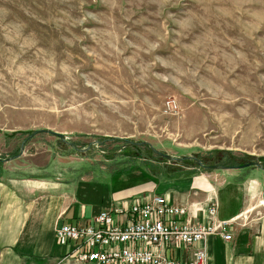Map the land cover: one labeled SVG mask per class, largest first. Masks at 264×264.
Listing matches in <instances>:
<instances>
[{
  "label": "rangeland",
  "instance_id": "rangeland-1",
  "mask_svg": "<svg viewBox=\"0 0 264 264\" xmlns=\"http://www.w3.org/2000/svg\"><path fill=\"white\" fill-rule=\"evenodd\" d=\"M156 151L264 167V0H0V167L83 209L211 169Z\"/></svg>",
  "mask_w": 264,
  "mask_h": 264
},
{
  "label": "crops",
  "instance_id": "crops-1",
  "mask_svg": "<svg viewBox=\"0 0 264 264\" xmlns=\"http://www.w3.org/2000/svg\"><path fill=\"white\" fill-rule=\"evenodd\" d=\"M0 168V264L73 263L67 255L69 245L57 243L55 227L89 223L107 204L73 206L68 193L51 179L21 177L11 168ZM205 170L186 172L182 178L170 176L149 194H162L169 203L186 207L182 220L207 222L211 204L217 206V218L232 219L230 240L217 234L205 240L206 264H264V169ZM129 196L121 194L107 203L127 208L135 201ZM165 254L183 260L187 250L177 244L166 247Z\"/></svg>",
  "mask_w": 264,
  "mask_h": 264
},
{
  "label": "built area",
  "instance_id": "built-area-1",
  "mask_svg": "<svg viewBox=\"0 0 264 264\" xmlns=\"http://www.w3.org/2000/svg\"><path fill=\"white\" fill-rule=\"evenodd\" d=\"M206 213L207 222L182 220L186 207L169 203L162 194H148L127 208L109 205L89 223H61L55 227V238L69 245L67 255L76 264H206L207 237H232V219L217 218L215 204ZM196 242L203 244L193 247ZM177 244L187 250L183 260L165 254L166 247Z\"/></svg>",
  "mask_w": 264,
  "mask_h": 264
},
{
  "label": "water",
  "instance_id": "water-1",
  "mask_svg": "<svg viewBox=\"0 0 264 264\" xmlns=\"http://www.w3.org/2000/svg\"><path fill=\"white\" fill-rule=\"evenodd\" d=\"M44 131H47V130H44ZM50 132H52V131H50ZM52 133L56 134L57 136H59L62 139H65L64 135L61 133H57V132H52ZM156 153H158L159 155H161V156H163L169 160H171V159L172 160L191 159L196 164H198L199 166L204 167V168L219 169V168H243V167H249V166H256L259 169H264V167H262V165L260 163L254 162V161L246 162L244 164H239V165H220V164L206 165V164H203L197 157H194L192 155L173 156L171 154H166V153H162L159 151H156ZM6 159H10V158H6Z\"/></svg>",
  "mask_w": 264,
  "mask_h": 264
},
{
  "label": "trees",
  "instance_id": "trees-1",
  "mask_svg": "<svg viewBox=\"0 0 264 264\" xmlns=\"http://www.w3.org/2000/svg\"><path fill=\"white\" fill-rule=\"evenodd\" d=\"M239 161H240V159L238 157L232 156V157H230L229 162H227V165L228 164H232V165L234 164L235 165V163H242L241 161L240 162ZM0 164H1V160H0Z\"/></svg>",
  "mask_w": 264,
  "mask_h": 264
}]
</instances>
